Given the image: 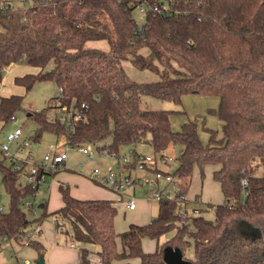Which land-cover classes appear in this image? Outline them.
Listing matches in <instances>:
<instances>
[{
	"label": "trees",
	"instance_id": "obj_1",
	"mask_svg": "<svg viewBox=\"0 0 264 264\" xmlns=\"http://www.w3.org/2000/svg\"><path fill=\"white\" fill-rule=\"evenodd\" d=\"M5 1L0 0V84L7 68L25 62L41 71L17 77L16 84L28 91L35 82H53L62 90L54 106L82 116L67 124L45 111L32 113L33 142L50 133L76 149L109 139L114 154L140 143L164 154L179 144L175 175L183 186L196 166L202 178L211 166L223 195V203L213 208L214 220L193 217L192 230L180 223V202L162 199L153 221L116 233L111 201L79 200L68 185L59 184L61 207L48 213L47 202L39 203L37 226L48 217L64 220L65 233L84 247L79 264H88L87 246L99 247L101 264H165L163 249L171 246L183 254L187 238L194 242V259L183 257L192 264H264V0H15L22 6ZM138 6L146 10L140 26L133 18ZM102 40L108 51L86 47ZM126 60L160 79L133 81L122 66ZM49 62L53 68L43 73ZM187 95L218 98L222 138L208 131L203 145L196 120L173 131L170 117L181 112L141 104L148 97L181 105ZM22 101L19 95L0 97L1 129ZM0 174L9 199L8 208H0V246L24 244L32 221L23 207L32 211L26 204L35 192L1 156ZM244 222L259 235L243 233ZM173 230L172 239L158 243L154 252L143 250V239L158 241ZM30 246L44 254L37 239Z\"/></svg>",
	"mask_w": 264,
	"mask_h": 264
},
{
	"label": "rangeland",
	"instance_id": "obj_2",
	"mask_svg": "<svg viewBox=\"0 0 264 264\" xmlns=\"http://www.w3.org/2000/svg\"><path fill=\"white\" fill-rule=\"evenodd\" d=\"M15 6H22L20 2L14 4ZM133 18L136 23L140 26L143 23V15L135 9L133 12ZM87 48L99 49L102 51L109 50V44L106 40L102 41H91L86 43ZM142 54H146L147 51H142ZM53 62H49L47 66L42 70L43 73L49 72L53 68ZM125 73L136 82H152L158 81L160 79L159 75L146 71L136 69L130 60H126L122 63ZM41 70L35 67L27 65L25 62L12 65L9 69H6L3 73V79L0 84V97H9L11 95H19L23 97V101L19 110L15 113V121L10 122L2 128L0 132V141H5L6 133L12 131L15 128H20L22 131V139H26L30 142V148L35 153L37 157H40L46 150L50 143L56 140L64 139V137L56 138L50 133H44L42 137L37 141L33 142L30 137H33L37 125L30 118V115L34 112L45 111L49 118H55L62 116L60 110L54 106L55 98L59 96V89L53 82H35L31 89L26 91L21 85L15 83L17 77H22L27 74H37ZM141 104L143 109L148 110H158V111H172L181 112L178 114H172L170 117L171 127L173 131H179L181 126L188 121L197 122L198 135L201 143L206 145L209 140V132L213 131L216 134V138L220 139L223 137L222 123L219 121L215 114L218 107L219 100L216 97L209 96H197V95H187L182 98L181 105H175L173 103L162 102L154 100L148 97L141 98ZM109 142L110 140H105ZM104 141V142H105ZM103 142V143H104ZM86 147L92 148L91 145ZM11 149H14L12 145ZM132 149H135L137 153L143 155H153L155 154L152 148L146 144H136V146H126L119 150V155H128ZM182 147L178 144L172 146L165 154L170 158L168 162V169L172 174H175L178 168V156L180 155ZM68 162L67 167L76 170V165L84 164L82 174L85 177H90V172L94 168H99L105 170L110 167L113 168L115 172H120L121 170L117 168L116 162L113 160H100L93 161L86 164V159L83 155L77 153L75 150L68 148ZM214 167L207 166L204 169V177L200 176L199 168L196 166L193 170L191 180L189 185L185 186L187 189L185 192L180 193L184 195L183 202L180 203L179 211L186 212L187 224H189L190 230H192L191 219L196 216H201L205 220H214L213 208L223 203V195L221 189L213 180L212 172ZM67 175H75L72 173H64ZM59 174L56 178L59 184H66ZM77 176V174H76ZM82 178V177H81ZM84 179V178H83ZM86 180V179H85ZM21 183H24V179L20 177ZM176 181V178H175ZM183 181V180H182ZM91 182V181H90ZM180 186H175L173 184L166 185V189L169 192L171 198H174L178 191L183 190V182L180 181ZM94 185V183L91 182ZM70 189L79 186L78 183L71 184L67 183ZM160 186L163 188L164 183L161 182ZM98 187V185H96ZM182 187V188H181ZM184 187V188H185ZM101 189V187H98ZM106 190V189H105ZM147 193H156V190L150 189L147 186H135L124 190L119 196V200L112 202L113 206L117 209V214L114 220V230L116 233H122L128 229L131 224L137 225L140 223H149L153 221L158 214V201H149L146 198ZM116 194V193H115ZM129 196H133L138 203V208L135 211H129L125 209V203ZM197 199L196 202L194 200ZM27 200H31L33 203L32 211L29 212L27 208L23 207L27 218L32 221L31 226L27 229L30 232L35 226H37L36 220H39L42 210L38 207L39 203L42 201L48 202V213H52L60 208L61 198L58 194V188L53 184L50 185L49 190L44 193H38ZM9 199L5 193L2 186V177L0 174V208L6 210L8 208ZM59 206V207H58ZM197 209L198 211H195ZM34 211V213H33ZM61 220V219H60ZM62 222L66 223L64 220ZM143 225V224H141ZM55 220L52 217L45 218L42 224V234L44 239L48 243L58 244L60 246H67L70 242V237L68 233H56L55 230ZM67 231V224L65 225ZM175 231H170L169 233L160 237L158 241L143 239L142 247L145 252H154L157 244L169 241L174 236ZM187 245L183 251L184 257L187 259H194V242L192 238H187ZM88 251L97 253L99 247H89ZM39 255L35 248L30 246H25L21 242H5L0 246V264H23L28 261L31 264H35L38 260ZM133 261H136L135 259ZM116 264V263H115Z\"/></svg>",
	"mask_w": 264,
	"mask_h": 264
},
{
	"label": "built area",
	"instance_id": "obj_3",
	"mask_svg": "<svg viewBox=\"0 0 264 264\" xmlns=\"http://www.w3.org/2000/svg\"><path fill=\"white\" fill-rule=\"evenodd\" d=\"M5 2L14 5L15 0H6ZM21 4V2H20ZM138 11L145 16L146 10L143 6H138ZM154 11L159 12L158 6H154ZM62 97V90L59 89V96L56 102ZM82 108H86L82 104ZM62 113L60 118L65 120L67 124L71 121L81 119V114L75 112L70 113L67 107L58 108ZM54 119V118H51ZM15 116L11 117L10 122H14ZM4 128V127H3ZM0 128V132H1ZM22 131L20 128H15L12 131L6 133L5 141H0V156L11 163L15 171L24 179V183L28 184L30 188L35 192L44 193L50 179H53L54 175L59 171H71L72 169L67 167L68 162V146L64 139L56 140L48 145L47 150L40 156L37 157L30 148V142L26 139H22ZM105 141V140H104ZM95 141L89 144L82 145L75 150L77 153L83 155L86 159V164L93 161L100 160H113L116 162V166L120 169V172H115L113 168H106L105 170L94 168L90 172V177H86L92 183L105 188L117 195L135 186H147L150 189L156 190V193H147L146 198L149 201L162 199H172L178 202H183L184 195L178 194L171 198L169 192L166 189V185L173 184L176 187L180 186L181 179L167 168L170 158L164 153H155L153 155H143L137 153L135 149H132L128 155H119L110 152L109 142ZM104 142V143H103ZM12 145L14 149H11ZM91 145L92 148L86 147ZM84 164L76 165V170L79 174L83 175ZM84 176V175H83ZM176 178V181H175ZM161 182L164 183L163 188L160 186ZM182 182V181H181ZM28 207H33L29 201L26 204ZM138 203L133 196H129L125 203V208L129 211H133L137 208ZM34 212V211H33ZM178 217L180 223L187 224L186 212L179 211ZM62 220L55 221V230L57 233H65L66 227ZM39 236L38 230H31L29 234L24 237V244L28 246L33 240ZM71 249L81 252V247L74 241H71ZM88 264H101V258L97 253L88 251L87 254ZM23 264H31L28 261Z\"/></svg>",
	"mask_w": 264,
	"mask_h": 264
},
{
	"label": "crops",
	"instance_id": "obj_4",
	"mask_svg": "<svg viewBox=\"0 0 264 264\" xmlns=\"http://www.w3.org/2000/svg\"><path fill=\"white\" fill-rule=\"evenodd\" d=\"M10 68V67H9ZM7 68V69H9ZM62 138V137H61ZM64 173H72L75 175H67ZM59 174H62L61 177L63 178L62 182L67 183H71V184H76L78 183L79 186L73 187V189L69 187L70 189V194L72 197L79 199V200H108L111 202H115L119 200V196H117V194L109 191V190H105V188H98L95 186H93V184H91L90 180H88L85 176L79 174L77 171H73V170H69V171H59L58 173H56L53 177V179L49 180V183L47 185L46 190H49L50 185H55L58 188L59 185V181L56 180L57 176ZM77 174V176H76ZM82 177V178H81ZM84 178V179H83ZM86 179V180H85ZM45 190V192H46ZM59 194V192H58ZM60 196V194H59ZM47 202V200H46ZM62 205V202L60 203V207ZM59 207V206H58ZM138 208V206H137ZM136 208V209H137ZM126 209V208H125ZM135 209V210H136ZM133 210V211H135ZM47 212H48V202H47ZM42 224L35 226L34 228L39 230V236L37 238L38 242L41 243V245L44 247L45 251H44V259H45V264H79L80 262V255L79 252L71 249L70 243H71V239L70 242L67 246H60L57 243L54 245L52 243H48L45 239L44 236L42 234ZM141 224H147L146 223H140L137 225H141ZM55 228V227H54ZM57 233V232H56ZM65 234V233H63ZM81 248H84L82 245H80ZM89 247H93V246H87V248ZM143 248V247H142ZM144 250V248H143ZM145 251V250H144ZM136 262V261H134Z\"/></svg>",
	"mask_w": 264,
	"mask_h": 264
},
{
	"label": "water",
	"instance_id": "obj_5",
	"mask_svg": "<svg viewBox=\"0 0 264 264\" xmlns=\"http://www.w3.org/2000/svg\"><path fill=\"white\" fill-rule=\"evenodd\" d=\"M240 230L247 235H259V231L248 223H241ZM163 261L165 264H192L189 260L183 257L180 249L166 246L163 249ZM35 264H45L44 256H39Z\"/></svg>",
	"mask_w": 264,
	"mask_h": 264
}]
</instances>
